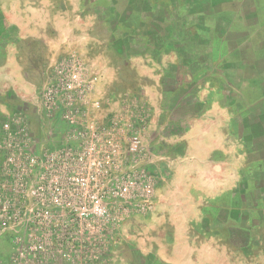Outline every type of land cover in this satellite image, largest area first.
I'll return each mask as SVG.
<instances>
[{
	"label": "rangeland",
	"instance_id": "rangeland-1",
	"mask_svg": "<svg viewBox=\"0 0 264 264\" xmlns=\"http://www.w3.org/2000/svg\"><path fill=\"white\" fill-rule=\"evenodd\" d=\"M263 2L93 0L92 47L56 58L40 89L41 119L2 141L0 264H127L132 234L175 177L222 175L234 146L264 149L255 117L238 116L246 139H235L237 121L223 120L215 140L212 107V63L223 49L215 30L244 33ZM242 72L229 64L226 76L234 83ZM197 143L210 150L188 151ZM236 154L232 190L239 227L248 229L239 233L237 264H264V150ZM195 155L199 170L189 174L185 162Z\"/></svg>",
	"mask_w": 264,
	"mask_h": 264
},
{
	"label": "crops",
	"instance_id": "crops-1",
	"mask_svg": "<svg viewBox=\"0 0 264 264\" xmlns=\"http://www.w3.org/2000/svg\"><path fill=\"white\" fill-rule=\"evenodd\" d=\"M92 2L0 0V150L6 137L24 132L41 119L40 89L56 58L77 49L87 53L92 47ZM260 8L263 13L248 18L244 33L227 27L215 30V42L223 44L218 55L222 64H215L218 59L212 63L217 85L212 105L217 121L215 140L221 139L218 130L223 120L237 121L235 139L247 138L242 136L244 120L238 122V116L255 117L264 131V2ZM241 34L246 40L238 43L239 47L229 46L232 41L237 44ZM247 46H252L253 59L247 56ZM229 64L242 66V75L234 83L226 76ZM254 108L259 111H252ZM241 146V150L234 146L231 153L248 155L264 150ZM214 148L222 150L221 145ZM206 150L210 148L205 144L188 146L192 152ZM236 153L228 160L229 165L225 163L230 171L211 177L177 176L171 190L157 195L152 218L141 223L128 242L127 264H237L239 233L248 229L239 227V195L234 191L239 167ZM201 158L195 155L186 159L189 174L199 170L193 161ZM218 168L225 169L222 164ZM248 195L255 200L253 193Z\"/></svg>",
	"mask_w": 264,
	"mask_h": 264
},
{
	"label": "built area",
	"instance_id": "built-area-1",
	"mask_svg": "<svg viewBox=\"0 0 264 264\" xmlns=\"http://www.w3.org/2000/svg\"><path fill=\"white\" fill-rule=\"evenodd\" d=\"M23 143H24V141L22 142V144H23ZM62 183H63V184H64V183H65V184L68 183V184H67V190H71V191H72V190L74 189L73 187H69V186H70V185H69V184H70V181L68 182V181L60 180V184H62Z\"/></svg>",
	"mask_w": 264,
	"mask_h": 264
},
{
	"label": "trees",
	"instance_id": "trees-1",
	"mask_svg": "<svg viewBox=\"0 0 264 264\" xmlns=\"http://www.w3.org/2000/svg\"><path fill=\"white\" fill-rule=\"evenodd\" d=\"M192 58V57H191ZM195 58V57H194ZM194 58H192V60L194 59ZM196 61V60H195Z\"/></svg>",
	"mask_w": 264,
	"mask_h": 264
}]
</instances>
